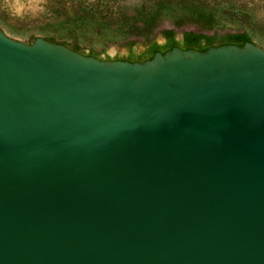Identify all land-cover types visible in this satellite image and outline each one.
Segmentation results:
<instances>
[{"label": "water", "instance_id": "obj_1", "mask_svg": "<svg viewBox=\"0 0 264 264\" xmlns=\"http://www.w3.org/2000/svg\"><path fill=\"white\" fill-rule=\"evenodd\" d=\"M0 264H264V50L0 29Z\"/></svg>", "mask_w": 264, "mask_h": 264}, {"label": "rangeland", "instance_id": "obj_2", "mask_svg": "<svg viewBox=\"0 0 264 264\" xmlns=\"http://www.w3.org/2000/svg\"><path fill=\"white\" fill-rule=\"evenodd\" d=\"M80 1L88 0H20L22 12H16L5 0H0V29L8 38L23 44L42 38L63 42L73 50L77 45L83 55L115 61L135 58L146 49V42L137 41L129 50L124 43L105 42L95 33L97 17L83 13ZM222 11L212 34L246 32L257 47L264 50V0H216ZM178 40L182 32L177 31ZM159 44L165 42L160 33L153 36ZM51 42V41H50Z\"/></svg>", "mask_w": 264, "mask_h": 264}, {"label": "trees", "instance_id": "obj_3", "mask_svg": "<svg viewBox=\"0 0 264 264\" xmlns=\"http://www.w3.org/2000/svg\"><path fill=\"white\" fill-rule=\"evenodd\" d=\"M78 6L84 14L98 18L95 33L105 42L124 43L129 50L137 41L147 43L140 55L124 60L128 62H144L155 53L164 54L175 47L203 52L211 47L253 43L246 32L220 37L212 34L223 15L216 8V0H88ZM177 31L182 32L180 40ZM157 33L164 38L163 44L153 40ZM73 50L82 54L77 45Z\"/></svg>", "mask_w": 264, "mask_h": 264}, {"label": "clouds", "instance_id": "obj_4", "mask_svg": "<svg viewBox=\"0 0 264 264\" xmlns=\"http://www.w3.org/2000/svg\"><path fill=\"white\" fill-rule=\"evenodd\" d=\"M10 0H5V3L8 4ZM11 6L15 9L16 12H22L23 6L20 5V0H11Z\"/></svg>", "mask_w": 264, "mask_h": 264}]
</instances>
